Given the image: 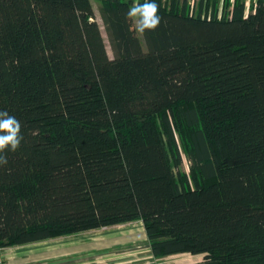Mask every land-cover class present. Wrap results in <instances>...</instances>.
<instances>
[{"label":"trees","instance_id":"1","mask_svg":"<svg viewBox=\"0 0 264 264\" xmlns=\"http://www.w3.org/2000/svg\"><path fill=\"white\" fill-rule=\"evenodd\" d=\"M134 2L0 0V248L141 221L154 258L264 264V0H155L139 38Z\"/></svg>","mask_w":264,"mask_h":264},{"label":"rangeland","instance_id":"2","mask_svg":"<svg viewBox=\"0 0 264 264\" xmlns=\"http://www.w3.org/2000/svg\"><path fill=\"white\" fill-rule=\"evenodd\" d=\"M189 1L191 4H197L199 0ZM255 1L246 0L247 13H249ZM223 2L224 0H219L220 8L223 6ZM94 7L96 17L102 26V31L108 44L109 53L112 56L113 53L107 40L106 30L100 17V3L94 1ZM132 27L134 34L139 38L140 33L135 31L133 24ZM184 169L189 171V160L187 158L184 159ZM80 236L81 238L79 239L81 241H93L91 245L96 242V248H94L95 250L93 249L96 253L95 257L89 258H94L95 260L89 262L87 257H83L80 260L81 264H200L203 260V256L201 255L195 256L184 253L163 257L164 259L154 261V258L152 259L149 256L148 241L143 240H147V238L140 222L88 231L82 233Z\"/></svg>","mask_w":264,"mask_h":264},{"label":"crops","instance_id":"3","mask_svg":"<svg viewBox=\"0 0 264 264\" xmlns=\"http://www.w3.org/2000/svg\"><path fill=\"white\" fill-rule=\"evenodd\" d=\"M135 222H140L143 230L144 226L141 221L128 222L124 224H118L114 226L104 227L111 228L121 225H127ZM103 228V229H104ZM102 229V228H100ZM99 230V229H94ZM93 231V230H89ZM88 232V231H85ZM77 233L65 236H58L46 240L31 242L22 245H15L5 247L4 252L8 264H81L80 260L83 257H87L89 262H93L95 259H89L95 257L94 248H96V242L91 245L89 241H81V234ZM67 237V238H66ZM144 241H147L143 239ZM149 247V242H147ZM94 249V250H93ZM178 255V254H175ZM149 256L154 258L151 253ZM169 257V256H168ZM162 258H154L153 260L159 261ZM164 259V258H163Z\"/></svg>","mask_w":264,"mask_h":264},{"label":"clouds","instance_id":"4","mask_svg":"<svg viewBox=\"0 0 264 264\" xmlns=\"http://www.w3.org/2000/svg\"><path fill=\"white\" fill-rule=\"evenodd\" d=\"M159 6L155 0H138L129 7L126 18L129 19L136 32L143 34L146 31H154L161 24ZM22 125L16 117L6 110H0V166L8 163L7 152H16L21 146L23 135Z\"/></svg>","mask_w":264,"mask_h":264},{"label":"built area","instance_id":"5","mask_svg":"<svg viewBox=\"0 0 264 264\" xmlns=\"http://www.w3.org/2000/svg\"><path fill=\"white\" fill-rule=\"evenodd\" d=\"M0 264H8L4 252V248H0Z\"/></svg>","mask_w":264,"mask_h":264}]
</instances>
